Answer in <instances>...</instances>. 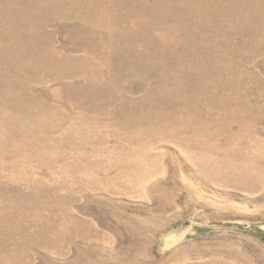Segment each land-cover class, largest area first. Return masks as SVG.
Listing matches in <instances>:
<instances>
[{
    "label": "rangeland",
    "instance_id": "374dc122",
    "mask_svg": "<svg viewBox=\"0 0 264 264\" xmlns=\"http://www.w3.org/2000/svg\"><path fill=\"white\" fill-rule=\"evenodd\" d=\"M264 0H0V264H264Z\"/></svg>",
    "mask_w": 264,
    "mask_h": 264
},
{
    "label": "trees",
    "instance_id": "16d2710c",
    "mask_svg": "<svg viewBox=\"0 0 264 264\" xmlns=\"http://www.w3.org/2000/svg\"><path fill=\"white\" fill-rule=\"evenodd\" d=\"M256 234H258L264 240V235L261 234L258 230H256Z\"/></svg>",
    "mask_w": 264,
    "mask_h": 264
}]
</instances>
